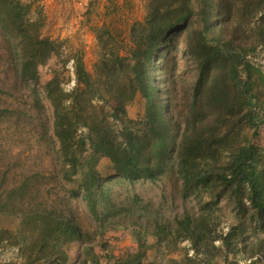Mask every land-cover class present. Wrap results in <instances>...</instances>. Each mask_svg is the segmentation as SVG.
<instances>
[{
    "label": "trees",
    "instance_id": "1",
    "mask_svg": "<svg viewBox=\"0 0 264 264\" xmlns=\"http://www.w3.org/2000/svg\"><path fill=\"white\" fill-rule=\"evenodd\" d=\"M216 1L214 19L196 25L193 0H150L145 20L131 27L132 45L125 53L112 43L109 30L97 32L102 52L94 75L80 52L63 59V43L41 35L30 4L0 0V33L10 51H0V93L26 86L31 105L42 109L39 68L59 53L60 67L43 91L53 107L62 177L77 181L78 189L69 195L82 196L102 233L130 231L137 251L117 257L115 264H220L221 255L228 264L230 253L236 262L264 255V239L239 218L224 230L219 213L225 196L235 201L238 214L247 200L253 218L264 225V147L257 141L264 124V73L249 57L259 45L264 48V0ZM258 15L259 23L250 26ZM182 36L197 73L180 123L172 112L169 74ZM70 62L75 85L67 90L62 83ZM137 94L144 109L134 120L127 104ZM96 100L113 105L114 120L97 111ZM92 132L119 146L112 160L117 177L134 184L176 173L185 195L196 193L199 211L185 209L170 219L146 206L119 204L100 174V155L88 150ZM41 177L27 175L0 192V217L18 221L15 229L0 227V246L9 241L19 248L21 264H65L69 246L84 245L88 236L71 208L50 204L51 190L40 199L34 183ZM144 248L152 252L148 261Z\"/></svg>",
    "mask_w": 264,
    "mask_h": 264
},
{
    "label": "rangeland",
    "instance_id": "2",
    "mask_svg": "<svg viewBox=\"0 0 264 264\" xmlns=\"http://www.w3.org/2000/svg\"><path fill=\"white\" fill-rule=\"evenodd\" d=\"M23 1L31 5V16L39 21L41 35L49 36L63 43L60 51L63 59L68 55L80 52L88 71L94 75L97 74V64L102 52L97 32L101 33L103 29L109 30L112 43L122 53H125L132 45L131 27L135 22L145 20L150 2V0H122L121 3V0H108L112 8L117 9L113 10L111 14L110 11H106V13L98 11L99 0ZM193 4L197 13L194 17L196 25L214 19L217 10L216 0H193ZM237 8L238 4H233V15ZM3 14V3L0 2V15ZM70 18H74L73 27L68 25ZM92 20L94 24L96 23L92 32H89L90 28L83 30V27L73 32L76 24L85 22L87 25ZM256 23H259V15L250 26H254ZM87 26L90 27V25ZM140 40L145 42L143 36ZM7 46V42L0 33V51L10 53ZM172 54L176 56V61L169 74L171 76L172 112L176 120L182 123L184 121L181 114L183 102L192 90L197 69L195 61L185 50V36L180 39L178 51H174ZM59 56V53L53 54L48 62L39 68L38 85L43 98L42 109H36L31 105V89L26 86L9 90L11 93L7 95L0 93V192L6 187L19 184L27 175L42 174L41 180L34 183L37 185L36 189L40 191L37 195L41 199L43 195H46L47 190H51L50 204L57 202L61 203L62 208H71L83 232L88 236L84 245L71 244L69 246L68 261L65 264H115L114 259L117 260V257L118 260L126 258L137 250L131 248L124 250L122 247L117 248L113 245L110 241L115 235L107 232L102 233L99 230L96 221L89 214L82 196L80 194L78 197L69 195L70 190L78 189L77 181H68L62 177L65 165L59 141L53 132V107L43 91L44 85L53 77L54 70L60 67L61 57ZM249 57L264 73V48L259 45L256 55L250 54ZM66 68L69 71L65 70L62 86L71 90L75 85L72 62L68 63ZM2 74L6 75L4 72ZM262 86L264 89V84ZM94 104L97 111L105 110L110 120H114L113 105L110 102L96 100ZM143 109V98L137 94L127 104V115L129 118L138 120L143 114ZM262 112L264 115V109ZM85 131L87 132L86 129ZM257 141L264 147V124L259 128ZM87 146L89 151L100 155L98 166L100 174L109 180L107 184L119 204L136 208L146 206V210L158 212L170 219L185 209L199 211L196 193L189 191L185 195L183 182L176 173H170L157 182L141 179L130 184L117 177L112 168V160L119 150L117 144L99 133L92 132L88 134ZM219 206V213L225 221L222 225L224 230L228 229L230 222L239 218L249 230L264 239V225L259 226L253 218L252 208L247 200H245L243 211L239 214L235 201L227 196L220 201ZM17 224L16 219L0 217V227L15 229ZM217 244L219 245L220 241H217ZM144 251V259L148 261L150 257L147 255L152 257V252L148 248H144ZM182 253L183 251L181 255ZM192 253L193 251L190 252V254ZM24 259L23 252L12 246L9 241H4L3 246H0V263L21 264ZM218 260L220 264H225L224 255L219 256ZM228 264H264V255L239 258L236 262L233 259V254L230 253Z\"/></svg>",
    "mask_w": 264,
    "mask_h": 264
},
{
    "label": "crops",
    "instance_id": "3",
    "mask_svg": "<svg viewBox=\"0 0 264 264\" xmlns=\"http://www.w3.org/2000/svg\"><path fill=\"white\" fill-rule=\"evenodd\" d=\"M99 2H100L99 3L100 6L98 8V11H103L104 13H106V11H110V13L112 14L113 10H117L116 8H112V6H111V4H109L108 0H107V2H105V0H99ZM120 2L122 3V0ZM121 8H123V6H121ZM80 18H82V17H80ZM73 19L74 18H70L69 23H68V25L69 26L71 25V27L74 26L73 25ZM75 21H76V19H75ZM102 22H103V20H102ZM87 25H90V27L87 26ZM87 25H86L85 22L78 23V24L75 25V29H73V32H75V30L80 28V27H83V30H86L87 28H90L89 32H92L91 30L92 29L94 30V26L96 25V23L94 24V22L92 20V21H89V23ZM64 34H65V32H64ZM65 35H67V34H65ZM107 233H111V234L115 235L114 238H111L110 242H112L113 245H115L117 248L122 247V248H124V250L127 249V248H131V249L137 250V244L133 240L129 230H118V231L107 232ZM144 252L145 251L143 249L142 250L143 258H145V253ZM148 255H147V257H149Z\"/></svg>",
    "mask_w": 264,
    "mask_h": 264
}]
</instances>
